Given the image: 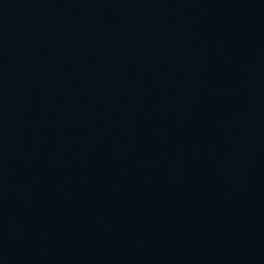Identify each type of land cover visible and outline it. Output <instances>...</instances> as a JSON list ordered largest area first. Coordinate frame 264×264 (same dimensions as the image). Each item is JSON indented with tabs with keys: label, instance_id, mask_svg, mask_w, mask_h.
<instances>
[{
	"label": "water",
	"instance_id": "water-1",
	"mask_svg": "<svg viewBox=\"0 0 264 264\" xmlns=\"http://www.w3.org/2000/svg\"><path fill=\"white\" fill-rule=\"evenodd\" d=\"M0 264H264V0H0Z\"/></svg>",
	"mask_w": 264,
	"mask_h": 264
}]
</instances>
